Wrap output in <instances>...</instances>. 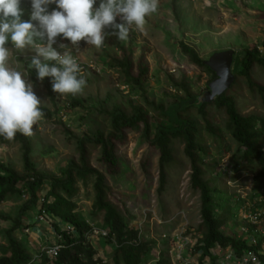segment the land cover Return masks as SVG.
I'll list each match as a JSON object with an SVG mask.
<instances>
[{
    "label": "rangeland",
    "instance_id": "374dc122",
    "mask_svg": "<svg viewBox=\"0 0 264 264\" xmlns=\"http://www.w3.org/2000/svg\"><path fill=\"white\" fill-rule=\"evenodd\" d=\"M128 38L134 41L136 48L134 60L138 63L143 60V65L148 67L146 94L128 81L122 68L115 62L120 51L106 38L105 45L99 49L86 42L79 43V50L73 49L72 55L78 57L84 66L78 77L85 78L86 86L75 95L57 93L56 104L52 103L47 89L37 76L29 71L26 83H31L41 106L53 112L52 118H41L37 122L32 158L39 170L61 176L62 169L71 160L79 159L80 139L96 138L99 132L107 134L111 131V115L117 109L132 115L134 106L142 107L150 119L152 136L158 125L170 126L159 106L163 105L166 109L183 98L186 91L181 89L182 84L200 96L214 80L212 74L194 63L184 52L182 43L194 49L203 61L209 60L216 52L229 49H234L237 57H242L246 49L262 50L264 0H160L157 11L146 17L142 28L134 27ZM57 41L62 43L58 38ZM53 47L59 49L58 44ZM69 47H72L71 44ZM35 54L31 49L19 52L12 48L8 65L24 72ZM19 57L23 61L18 60ZM41 60L43 62V58ZM255 80L264 86V74L259 69ZM233 95L242 115L264 117V95L258 91L252 92L244 81L243 87ZM211 110L220 138L204 134L207 153L200 152V156L210 167L206 178L220 192L216 203L220 205L218 214L226 218L222 229L233 237L241 232L244 225L253 229L254 225L247 218L250 214L254 217L257 215L256 227L263 229L264 188H255L257 170H246L237 165L236 154L240 146L228 129V116L215 106ZM195 115L193 112L190 117L194 118ZM145 141L143 127H137V131L129 136V144L122 154L123 170L110 176L112 191L120 202L119 209L126 218L134 217L130 225L143 228L146 239L159 242L164 234L169 240L173 239L172 235H179L180 239L185 227L204 236L199 231L203 223L200 195L191 187L192 169L185 155L184 142L173 140L174 164L168 170L166 187L159 194L160 155L147 144L141 145ZM99 156L100 148L93 151L92 158L93 165L98 168L99 164L95 161ZM238 160L241 166L246 164L242 157L239 156ZM0 161L18 173H24L23 152L18 143L0 144ZM77 187L79 192L73 198L77 205L74 213L85 226L87 221L103 224L104 214L94 208V180L87 185L79 181ZM49 190L50 182H46L41 195ZM28 198L29 195H14L0 202V258L8 247V231L16 223ZM34 231L42 233L43 229L35 227ZM14 235L20 241L21 231H16ZM30 241L27 243L37 246L36 240ZM178 241L176 239L175 242ZM158 244L161 248H167L163 243ZM101 246L105 250L100 251L102 256L109 255L110 264H114L112 245L102 243ZM27 248L30 250L31 247ZM166 256L170 257L169 252Z\"/></svg>",
    "mask_w": 264,
    "mask_h": 264
},
{
    "label": "trees",
    "instance_id": "16d2710c",
    "mask_svg": "<svg viewBox=\"0 0 264 264\" xmlns=\"http://www.w3.org/2000/svg\"><path fill=\"white\" fill-rule=\"evenodd\" d=\"M97 4L94 5L98 7ZM22 8L25 9L23 20L29 19L31 11L30 0H22ZM56 5H50L49 11ZM120 20L117 19V23ZM106 31H111L106 29ZM62 43L69 45V40L57 37ZM107 41L120 51V55L115 62L122 68L128 81L138 87L144 94L147 93L145 82L147 80L148 67L143 65V60L139 63L134 60V41L128 38L125 41L118 40L115 36L109 35ZM84 43L85 41H80ZM11 47V44L7 45ZM182 48L194 63L212 74L213 79L216 74L201 60L197 52L182 43ZM262 50L246 49L242 57L235 54L233 73L236 77L234 85L213 103L198 106V95L185 85L181 89L186 91L183 98H179L169 108L160 105L162 115L166 117L170 126L158 125L152 136L150 119L142 107L134 106L133 114L128 115L122 109L115 110L111 115V131L109 133L99 132L96 138H83L79 140V159L71 160L62 169L61 176L44 172L38 169L33 161V143L35 134L38 131V124L33 125V135L24 136L17 132L13 140H6L0 136V144L11 145L18 143L23 152L24 173H18L14 168L0 161V202L14 195H29L28 201L16 219L14 226L8 231V247L5 255L0 258V264H26L31 259V251L15 238V232L21 231L24 219L29 211H34L41 197L46 200L45 207L50 215L64 222L77 226L81 233L86 227L83 220L74 213L77 209L73 198L79 192L77 184L82 181L88 184L94 180L95 203L94 208L98 213L104 214L103 224L109 227L116 234L117 245H114L112 259L114 264H145L151 258V245L156 244L155 239H150L141 244L128 243L129 240L138 238L139 231L130 228V221L133 216L126 218L119 209L116 195L112 191L110 176L118 174L123 170V151L129 144V136L137 127H143V137L151 149L157 151L159 157V187L158 193H163L168 179V170L174 164L172 143L174 139H180L185 144V155L190 161L192 174L190 178L192 189L199 193L201 200V216L203 223L199 231L204 234V241L207 247H212L216 242L231 245L238 250L247 248V241L238 240L230 236L222 226L226 218L218 214L220 205L216 203L219 190L212 182L206 178L210 167L201 158L200 152L207 153L204 146V134L210 137L220 138L219 129L214 122V113L211 110L215 106L219 110H224L228 116V129L233 139L240 148L236 154L237 165L246 170L256 169L257 175L254 179L255 188H264V117L256 114L242 115L237 107V101L233 95L238 89L243 87V81L254 91L264 95V86L256 82L255 76L259 69L264 74V41ZM63 51L62 49H58ZM18 60L23 61L22 57ZM51 65V63H50ZM33 76L36 70H29ZM50 77H45L40 81L47 89L53 104H56L57 93L52 90ZM42 118H52L53 112L47 107L41 106ZM195 112L194 118L190 114ZM100 148V156L95 161L99 168L93 165V151ZM242 157L246 164L241 166L238 158ZM238 168V167H237ZM236 168V169H237ZM50 182V190L41 195ZM153 182V179L151 180ZM66 249L61 253L58 264H96L94 261L95 251L91 246H84L70 237H66ZM158 264H171L168 257L163 254L162 260Z\"/></svg>",
    "mask_w": 264,
    "mask_h": 264
},
{
    "label": "clouds",
    "instance_id": "9594fccd",
    "mask_svg": "<svg viewBox=\"0 0 264 264\" xmlns=\"http://www.w3.org/2000/svg\"><path fill=\"white\" fill-rule=\"evenodd\" d=\"M159 1L99 0L94 8L97 0H30L29 19L23 20L22 0H0V136L6 140H13L17 132L32 136L33 125L43 116L41 101L25 80L29 70L35 69L40 81L52 78L55 93H81L86 80L78 77L80 67L73 49L79 50L82 40L99 49L109 35L127 40L134 27L142 28L146 17L157 11ZM53 4L56 7L49 11ZM58 36L69 40L72 47L58 43ZM12 48L36 53L24 72L9 67ZM49 61L55 63L50 65Z\"/></svg>",
    "mask_w": 264,
    "mask_h": 264
},
{
    "label": "built area",
    "instance_id": "2783aa9c",
    "mask_svg": "<svg viewBox=\"0 0 264 264\" xmlns=\"http://www.w3.org/2000/svg\"><path fill=\"white\" fill-rule=\"evenodd\" d=\"M117 18L119 19V17ZM74 58L81 72L84 66L81 65L78 57ZM23 196L27 197L26 194ZM45 203V198L41 197L36 209L31 214H26L24 219L20 241L27 247H31L30 251L33 252V249H35L33 258L26 264H58L61 253L67 247L66 237H70L84 246H91L95 251L94 261L96 264H110L109 255L102 256L103 254L100 251H105L104 247L101 246L104 243L105 246L112 245L111 248L114 252L113 244L117 245L114 231L104 226V224L99 225L96 222L87 221L84 232L81 233L74 224L64 222L50 215ZM247 218L254 225V228L250 229L244 225L241 227V232H237L236 239L245 240L248 245L247 248L241 251L231 245L218 242L212 247H207L204 236L198 235L195 230L185 227V233H182L180 239L179 235H172L171 238L173 239L169 240L168 236L164 234L161 241L156 240V244L151 245V258L145 264H158L162 260L163 254L166 255L167 252H169L170 257H166L169 258L171 264H264V227L263 229L261 226H259L261 229L256 227L258 220L256 214L255 217L250 214ZM35 227H41L43 232H35ZM130 228L138 230L139 236L136 239L129 240L128 243L138 245L150 240L146 239L143 228L139 229L131 225ZM30 239L37 241L36 247L27 243L31 242ZM176 239L179 241L175 242ZM173 242L176 243V246ZM158 243L165 244L167 248H161Z\"/></svg>",
    "mask_w": 264,
    "mask_h": 264
},
{
    "label": "water",
    "instance_id": "95a60500",
    "mask_svg": "<svg viewBox=\"0 0 264 264\" xmlns=\"http://www.w3.org/2000/svg\"><path fill=\"white\" fill-rule=\"evenodd\" d=\"M235 54L234 49L220 51L205 61V64L216 74V78L209 83L208 90L198 96V106L213 103L234 85L236 81L233 73Z\"/></svg>",
    "mask_w": 264,
    "mask_h": 264
}]
</instances>
